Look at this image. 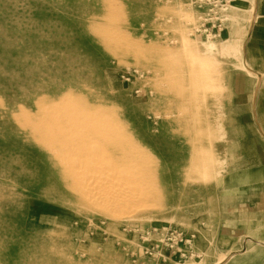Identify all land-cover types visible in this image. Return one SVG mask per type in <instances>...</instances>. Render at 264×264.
Returning a JSON list of instances; mask_svg holds the SVG:
<instances>
[{"label":"rangeland","instance_id":"rangeland-1","mask_svg":"<svg viewBox=\"0 0 264 264\" xmlns=\"http://www.w3.org/2000/svg\"><path fill=\"white\" fill-rule=\"evenodd\" d=\"M0 13V29L21 27L0 30V71L14 81L13 101L0 96V264H264V0H0ZM166 69L190 80L178 113L196 120L210 168H191L185 136L162 120ZM69 93L116 119L128 138L116 154L152 161L102 165V177L131 174L119 183L130 201L113 197L120 174L102 192L61 182L19 133L18 108Z\"/></svg>","mask_w":264,"mask_h":264},{"label":"bare ground","instance_id":"bare-ground-1","mask_svg":"<svg viewBox=\"0 0 264 264\" xmlns=\"http://www.w3.org/2000/svg\"><path fill=\"white\" fill-rule=\"evenodd\" d=\"M7 16H9V14L4 13V15H3L2 13H0L1 19H8L9 17H7ZM10 17L13 20L14 15L11 14ZM0 30L4 31L7 37H10V36H14V34L16 32H20L21 27L16 28V27H13L10 25L9 27H3ZM169 68H171V67H169ZM165 73L168 74V76H166V79L172 80L175 84H173V86H171V88L166 89V90H162L160 92L161 98H163V97L166 98L167 96H169V97L171 96L170 106L168 105L169 107L166 108L165 110L162 109V111H163L162 112L163 113V115H162L163 119L162 120L174 122L175 123L174 125H177L180 128L179 130H180L181 136H185L186 141L188 142V145H187L188 147H187L186 152H188L190 155L189 166L191 168L192 167H194V168H201V167L205 168L207 166L210 168L211 164L208 163L209 161L207 162L206 157H208L211 153L204 146H200V144L198 145V139L201 138V136H200L201 134L198 135L196 132L193 131V126L196 124V120L193 119L192 117H190L189 114L187 113V111H184L185 113H183L181 116L178 113L179 106H181L183 104L182 101L185 99L184 98L185 95L181 92L180 88L183 85L187 86L188 83L190 82V80L183 79L181 76H179V74H176V72L172 69H166ZM11 75L12 74H10L9 76H7L4 79L5 76L0 71V96H1V98L7 99L8 101H13V99H14V96H13L14 93L13 92L11 93V91H14V89H12V87H14V81L11 79ZM83 86H85V85H83ZM22 88H24L25 90H22V93H20L22 95L21 98H25L26 92H31V86L27 85V87L23 86ZM83 89H85V88H82V90ZM83 91H87V90H83ZM74 94L76 96H74V95L72 96L71 94H70L71 96L67 95V99H66L65 104H63V103L57 104V105L53 104L54 106L52 105V107L46 105L47 100L34 101L33 107L35 108L34 109L35 114H34V112H30V110H28L26 107H24V106L20 107L19 106L20 108H18L17 113L15 114L16 116L14 115V118L16 117L15 119H17V121L19 123H21V125H20L21 131L19 133L21 135H25V133H28V135H25V136H27L28 138H33V139L39 141L40 144H42L44 146V148L47 151V153L49 154V156L51 158L55 159V161H56L57 166L56 165L55 166H56V168L58 167L60 170V174H61L60 181L61 182H64V183L76 182V183H81L80 185H83V182H84L87 185V186L84 185L85 188H89L93 184L95 185V183H93L95 181L96 182L95 187L97 185L101 184L102 189H99V191L102 192L101 190H103V185H106V183H108L111 186H113L112 184L115 185L114 182L119 180L118 182H116V183H118L117 184L118 186L116 185L118 190H115V193H116V191L117 192L122 191V193H123L124 190L122 189L123 186H121V185H123L124 183L123 184H119V183L122 180L123 181L127 180L126 177L130 178L129 175H131V174H128L129 172L126 174L129 177L125 176L123 174L125 176L124 177L125 179L122 177V175L120 173L119 174L122 177L121 179H120V177H119L120 175L118 173H117L118 174L117 177L112 176V177H114V179L110 178L109 176L102 177L103 173L100 174V171L104 169V167H103V169H101L102 165H106V167L110 166L111 168H113L112 169V171H113L114 169H117V168H123V167L129 168L131 166H134L136 168L137 167L138 168H142V167L147 168L152 163V161L150 160L151 162H148V161L146 162L142 159H140V160L135 159L133 162H131L133 159L129 155L124 156L123 153L122 154H120V153L116 154L115 153L116 149L119 150L120 149L119 147H121L125 144L124 140L128 139V138L127 139L125 138L124 132L118 131V129L116 127L112 128L111 125L114 122H116V119H114L113 116H110V115H108L102 111L103 103H100L97 100V98H95L94 96L92 98L93 101H91V100H88L87 98L82 97L81 94H79V93H77V94L74 93ZM194 94H195V92H194ZM45 96L46 95H44V97ZM26 99H27V97H26ZM94 99H95V101H94ZM64 101H65V99H64ZM188 107H189V105H188ZM188 111H190L189 108H188ZM33 118L37 120L36 126L30 127L29 121ZM202 122H200V123H202ZM205 122H203V124ZM219 126L223 127L221 125V123ZM215 128L217 129V127H215ZM198 129H200V128H198ZM204 129H206V128L204 127ZM214 133H216V132H214ZM178 137H180V135ZM92 141H100V143L95 142L96 145H93V147L89 146L87 144V142H92ZM202 141H200V142H202ZM129 145H132V143H129ZM201 145H202V143H201ZM215 148H216V146H215ZM186 152H184V153H186ZM156 166H158V165H156ZM110 167H109V169H111ZM144 168H142V169H144ZM106 170H108V169H106ZM119 170L120 169H118V172H119ZM193 170H195V169H193ZM112 171L109 170L107 173L112 172ZM145 171H143V172H145ZM104 173H106V171ZM115 173H112V174H115ZM236 173H234L235 175H233L229 178L230 182H236V180H237V174ZM98 174H100V176H98ZM139 174H141V173H139ZM118 177H119V179L117 180ZM131 179L133 180L134 178H132V176H131ZM85 180H87V181H85ZM128 181H129V179H128ZM128 181H125V182L127 183ZM132 182H130V183H132ZM89 184H92V185H90L88 187ZM129 185L132 186V184H129ZM134 185H135V190H134V188H132V189L136 192V189H137L136 184H134ZM20 186H22V185H20ZM111 186H110V188H111ZM128 186L126 185V187H128ZM97 187H99V186H97ZM101 187H99V188H101ZM106 188H108V190L110 189L109 187H106ZM82 189L80 191H83ZM111 189H113L112 191L114 192V188H111ZM138 189H140V188L138 187ZM33 190H34V188H33ZM90 190H91V188L88 189V191H90ZM108 190H107V193H110L111 191L109 190L110 191L109 192ZM92 191H93V189H92ZM94 191H95V189H94ZM94 191H93V193L95 194ZM96 191H98V188ZM104 191L106 192L105 189H104ZM84 192H85V189L83 191V194L90 196L89 194L84 193ZM113 192L111 193L110 197H112ZM140 192H141V189L139 190L138 194ZM115 193H114L113 197L114 198H115V196L119 197V195H117V193L115 195ZM124 193H125V191H124ZM103 194H104V196L106 195L105 193H103ZM103 194L97 193L96 195L102 196ZM130 194H132V193H130ZM144 194L145 193H141V195L143 197H144ZM77 195H78V193H77ZM122 195H124V194H122ZM122 195H120V196H122ZM125 195H126V193H125ZM132 195H134V194H132ZM141 195H138V196H140V198H142ZM104 196H102V197H104ZM108 196H109V194H108ZM134 196H132V197H134ZM92 197H93V195H92ZM102 197H100L99 199H101ZM135 197H137V196H135ZM135 197H134V199H136ZM114 198H112V199H114ZM120 198H123V197H120ZM120 198L117 199V197H116V199H114V200L119 201ZM124 198H126V200H127L128 199L127 195ZM140 198H139V200H140ZM105 199H106V197H105ZM108 200H110V199H108ZM114 200H113V202H116ZM121 200H123L125 202V203L122 202V204L131 205L128 202H127L128 204H126V200H124V199H121ZM128 200L130 201V199H128ZM102 201H103V199H102ZM135 201L131 200V202H133L132 204H134ZM105 204H107V202ZM109 204H110V202H109ZM117 204H118V202H117ZM118 205H120V204H118ZM121 205H120V209L123 206V205L122 206ZM138 205L139 204L136 205L137 209H138ZM141 205H140V207H142ZM114 206L117 207V205H113L112 207H114ZM106 207L109 209L108 204ZM127 207H125V208L127 209ZM125 208H124V210H125ZM111 209L114 210L113 208H110V210ZM128 209H130V208H128ZM120 211H122V210H120ZM132 211H131V214H132ZM122 212H120V213L122 214ZM124 212L127 213L128 211H124ZM120 217L121 216H119L118 218H120Z\"/></svg>","mask_w":264,"mask_h":264}]
</instances>
